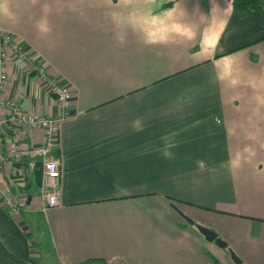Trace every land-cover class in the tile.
Wrapping results in <instances>:
<instances>
[{
  "label": "crops",
  "instance_id": "crops-1",
  "mask_svg": "<svg viewBox=\"0 0 264 264\" xmlns=\"http://www.w3.org/2000/svg\"><path fill=\"white\" fill-rule=\"evenodd\" d=\"M260 2L0 0V28L72 90L57 206L41 209L39 159L0 161V264H264ZM7 90L57 112L15 62Z\"/></svg>",
  "mask_w": 264,
  "mask_h": 264
},
{
  "label": "built area",
  "instance_id": "built-area-1",
  "mask_svg": "<svg viewBox=\"0 0 264 264\" xmlns=\"http://www.w3.org/2000/svg\"><path fill=\"white\" fill-rule=\"evenodd\" d=\"M14 62L54 97L56 113L46 106L43 109H24L20 104L24 96L8 92L9 69ZM71 98L72 90L68 84L52 74L43 60L34 57L19 37L0 28V138L8 140L6 155L0 156V161L5 162L9 157L18 159L25 153L30 159L28 168L33 169L36 159H39L45 176L40 186L41 209L44 211L59 204L60 160L53 158L51 153L58 144L60 124L68 117ZM23 128L40 134L37 144L28 149L20 146L19 130ZM4 205L15 210L10 199H6Z\"/></svg>",
  "mask_w": 264,
  "mask_h": 264
},
{
  "label": "trees",
  "instance_id": "trees-1",
  "mask_svg": "<svg viewBox=\"0 0 264 264\" xmlns=\"http://www.w3.org/2000/svg\"><path fill=\"white\" fill-rule=\"evenodd\" d=\"M232 7L234 10L240 13H247L250 11L260 10L261 2L260 0H231ZM80 264H102L100 261L96 260H87Z\"/></svg>",
  "mask_w": 264,
  "mask_h": 264
},
{
  "label": "water",
  "instance_id": "water-1",
  "mask_svg": "<svg viewBox=\"0 0 264 264\" xmlns=\"http://www.w3.org/2000/svg\"><path fill=\"white\" fill-rule=\"evenodd\" d=\"M186 220L189 223H193L192 220L186 218ZM198 230L204 235L205 239L210 242H214L217 246L223 248L226 246V242L223 241L220 237L217 236L216 232L207 228L203 227L201 225H196ZM231 257L234 259L235 262L239 263V259L234 255V253H231Z\"/></svg>",
  "mask_w": 264,
  "mask_h": 264
},
{
  "label": "rangeland",
  "instance_id": "rangeland-1",
  "mask_svg": "<svg viewBox=\"0 0 264 264\" xmlns=\"http://www.w3.org/2000/svg\"><path fill=\"white\" fill-rule=\"evenodd\" d=\"M226 252H227V250H226ZM228 252L230 253V256H231V253H233V252H231L230 251V249L228 248ZM232 258V257H231ZM233 259V258H232ZM234 260V259H233Z\"/></svg>",
  "mask_w": 264,
  "mask_h": 264
}]
</instances>
